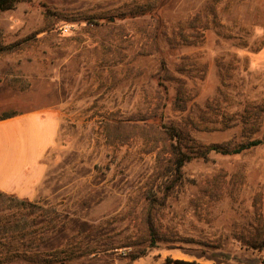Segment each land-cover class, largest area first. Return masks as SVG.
<instances>
[{"label":"rangeland","instance_id":"374dc122","mask_svg":"<svg viewBox=\"0 0 264 264\" xmlns=\"http://www.w3.org/2000/svg\"><path fill=\"white\" fill-rule=\"evenodd\" d=\"M34 110L60 130L0 264H264V0L21 1L0 117Z\"/></svg>","mask_w":264,"mask_h":264},{"label":"crops","instance_id":"0c3cea01","mask_svg":"<svg viewBox=\"0 0 264 264\" xmlns=\"http://www.w3.org/2000/svg\"><path fill=\"white\" fill-rule=\"evenodd\" d=\"M59 115L34 110L0 120V191L33 198L45 174L43 158L56 145Z\"/></svg>","mask_w":264,"mask_h":264},{"label":"trees","instance_id":"16d2710c","mask_svg":"<svg viewBox=\"0 0 264 264\" xmlns=\"http://www.w3.org/2000/svg\"><path fill=\"white\" fill-rule=\"evenodd\" d=\"M21 1H24V0H0V14L6 10L13 9L16 6V4L21 2ZM9 47H11V46H8L7 48H9ZM14 115H16V114L5 115L3 117H0V120L12 117ZM260 143H261L260 140H253L249 144L242 145L240 148H237L236 150H234V152H240L247 147L255 146V145H258ZM214 149H217V148H214ZM191 158H192V156H189L186 154H181V157L178 158V160H177L178 166L183 165L185 162H187ZM0 194L5 195V193H3L1 191H0ZM262 249H264V248H262ZM215 255L222 257L225 260L234 261V262L240 263V264H259L260 261L262 260L260 257H246V258H244V257H240L237 255H232L228 252H215ZM139 256H134V258H132V260H135ZM169 262L174 263V264H194V262H188V261L180 260V259L169 260Z\"/></svg>","mask_w":264,"mask_h":264}]
</instances>
